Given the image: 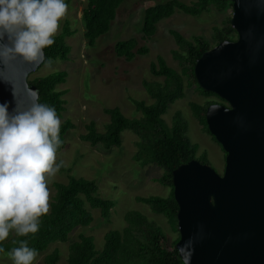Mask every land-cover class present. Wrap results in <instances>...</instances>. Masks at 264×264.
Returning a JSON list of instances; mask_svg holds the SVG:
<instances>
[{
    "label": "trees",
    "instance_id": "1",
    "mask_svg": "<svg viewBox=\"0 0 264 264\" xmlns=\"http://www.w3.org/2000/svg\"><path fill=\"white\" fill-rule=\"evenodd\" d=\"M123 2L124 0H85L81 22L88 47H94L96 41L109 32ZM228 8H232L229 0H195L191 5L179 0H168L146 9L142 33L146 39L153 38L157 33L158 24L171 18L176 12L197 18L212 9L224 12ZM215 31L219 44L233 40L223 36L221 31ZM229 31L235 33L230 26V20ZM172 35L178 46V50L172 51V56L179 63L181 70L179 72L169 67L162 57H158L157 62L151 64V73L164 78V81H144L143 86L154 103L146 105L143 102H134L137 110L143 115L142 119L127 118L119 109H105L104 113L109 116V122L104 126V131L99 132L97 124L91 122L85 126V134H82L80 139L93 148L110 150L122 146L124 131L131 130L138 134L140 140L137 143L135 160L143 166L153 164L164 169V175L154 181L170 187L171 193L167 198L151 196L137 197L136 200L148 206L153 213L166 217L172 229L178 231L179 207L173 194V172L192 160L208 166L209 164L204 155L197 158V149L190 144L185 125L179 115L171 128L166 125L162 116L171 104L185 98L187 88H195L205 97L218 99L208 101L205 105L195 102L189 104L194 118L203 131L210 135L206 123L207 108L212 104H226L216 95L202 90L194 75L196 62L213 46L201 36H194L189 40L176 31H172ZM70 36L72 33L69 30V22H66L62 35L54 37L55 43L44 50L46 61L69 60L71 49L65 38ZM148 53L149 50L146 47H138L137 40L133 38L119 42L114 47V54L128 62ZM67 76L66 72H56L29 82L37 88L40 102L54 107L60 119L66 110L63 100L65 91H59L57 88L66 83ZM74 129L75 125L69 119L61 123V144L57 153L65 148V136ZM211 137L216 142L215 138ZM54 188L55 195L52 199L49 198V212L40 218V231L27 237H19L13 231L7 240L0 242V247L5 250L0 253V257L11 259L7 253L19 246V241L24 239L28 240L29 247L37 249L39 255L47 252L53 244L68 243L76 230L88 228L93 224L92 212L96 210L104 221H110L115 203L101 197L96 181L70 176L67 183H55ZM125 221L127 226L123 230L109 231L105 235L101 250H97L93 237L80 234L78 239L68 246L66 264H184L176 250L179 240L170 245L162 231L139 213L128 212ZM11 261L13 262L12 259ZM59 262L60 251L54 249L44 256L40 264Z\"/></svg>",
    "mask_w": 264,
    "mask_h": 264
},
{
    "label": "rangeland",
    "instance_id": "2",
    "mask_svg": "<svg viewBox=\"0 0 264 264\" xmlns=\"http://www.w3.org/2000/svg\"><path fill=\"white\" fill-rule=\"evenodd\" d=\"M167 1L124 0L117 10L109 32L99 38L91 48L88 47L81 22L85 0H66L68 11L60 21V28L55 37L62 35L66 22H69L72 36L65 38L71 49L69 60H52L51 65L44 63L28 79L31 82L35 78L56 72H66L68 75L66 83L57 88L59 91H65L63 100L66 110L61 123L69 119L75 129L66 134L65 148L56 153V162H63V166L49 179L50 199L56 192L54 184H65L72 176L96 181L101 197L113 201L115 207L109 222L101 218L99 211H93L94 222L90 227L76 230L68 243L51 245L47 252L36 257L34 264L42 263L44 256L54 249L60 251L59 264H66L68 246L77 240L80 234L93 237L97 250H101L104 237L109 231H121L127 226L125 216L128 212L145 216L150 224L162 231L170 245L180 239L178 225V231L173 230L166 217L153 213L148 206L136 200L137 197L151 196L167 198L171 193L170 187L154 181L164 175V169L153 164L143 166L135 160L137 143L140 140L138 134L131 130L124 131L122 146L110 150L93 148L80 139L81 135L85 134V126L91 122L97 124L99 132L104 131V126L109 122V116L104 113L105 109H119L127 118L142 119L143 115L137 110L134 102H143L146 105L154 103L143 86L144 81H164V78L151 73V64L157 62L158 57H162L169 67L179 72L181 70L179 63L172 56V51L178 50L172 31L189 40L194 36H201L213 48L219 44V40L215 38V29L221 31L223 36L232 38V41L236 40L237 35L228 32L232 8L224 12L212 9L197 18L176 12L174 16L158 24L157 33L153 38H144L142 26L146 9ZM179 1L187 5L195 2ZM131 38L137 40L138 47H146L149 53L128 62L114 54V47L119 42ZM185 93V98L171 104L162 118L171 128L179 115L185 125L190 144L197 149V158L204 155L209 166L219 175H223L226 154L211 135L203 131L189 107L191 102L205 105L208 101L218 99L205 97L195 88H187ZM0 264L13 262L8 257H0Z\"/></svg>",
    "mask_w": 264,
    "mask_h": 264
},
{
    "label": "water",
    "instance_id": "3",
    "mask_svg": "<svg viewBox=\"0 0 264 264\" xmlns=\"http://www.w3.org/2000/svg\"><path fill=\"white\" fill-rule=\"evenodd\" d=\"M229 1L236 40L205 52L194 67L199 87L226 104L206 112L208 131L226 154L224 174L196 160L173 172L184 264H264V0ZM44 63L0 65V103L15 106L3 80L27 102L24 78L37 90L28 79Z\"/></svg>",
    "mask_w": 264,
    "mask_h": 264
},
{
    "label": "clouds",
    "instance_id": "4",
    "mask_svg": "<svg viewBox=\"0 0 264 264\" xmlns=\"http://www.w3.org/2000/svg\"><path fill=\"white\" fill-rule=\"evenodd\" d=\"M67 11L66 0H0V65H51L44 50L55 43ZM2 82L11 85L15 106L0 103V242L13 231L19 237L40 231V218L49 212V179L63 166L56 162L61 144L56 109L40 102L27 76V102L11 81ZM7 255L13 264H34L39 253L24 239Z\"/></svg>",
    "mask_w": 264,
    "mask_h": 264
}]
</instances>
